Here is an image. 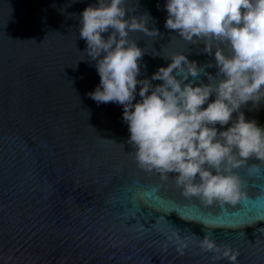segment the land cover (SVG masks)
<instances>
[{
	"label": "water",
	"instance_id": "95a60500",
	"mask_svg": "<svg viewBox=\"0 0 264 264\" xmlns=\"http://www.w3.org/2000/svg\"><path fill=\"white\" fill-rule=\"evenodd\" d=\"M96 3L0 0V264H229L199 247L205 235L237 251L236 264H264V161L234 170L247 204L186 198L171 174L163 180L138 166L123 107L89 97L100 77L79 21ZM165 4L126 0L128 18L159 31L129 34L144 51L138 79L177 54L204 69L187 82L220 79L215 50L227 55V47L166 29ZM240 111L258 123L264 101ZM176 237L187 239L183 255Z\"/></svg>",
	"mask_w": 264,
	"mask_h": 264
},
{
	"label": "clouds",
	"instance_id": "9594fccd",
	"mask_svg": "<svg viewBox=\"0 0 264 264\" xmlns=\"http://www.w3.org/2000/svg\"><path fill=\"white\" fill-rule=\"evenodd\" d=\"M125 5L126 0H97L80 14L79 36L100 77L89 97L97 105L123 107L127 143L141 169L155 171L163 180L171 174L186 198L196 197L206 205L247 204L234 170L251 158L264 161V126L246 120L240 111L249 102L258 107L264 101V0H166V29L190 43L215 40L228 49L227 55L215 50L221 78L209 76L211 82L200 86L187 81L199 77L203 67L183 54L168 58L172 62L150 79H138L144 51L129 41V34L159 31L150 30L143 18H128ZM204 51L213 53L207 44ZM213 95L215 100L209 102ZM176 243L183 255L187 239L176 237ZM199 247L214 259L237 262V251L208 235Z\"/></svg>",
	"mask_w": 264,
	"mask_h": 264
},
{
	"label": "flooded vegetation",
	"instance_id": "af4514ba",
	"mask_svg": "<svg viewBox=\"0 0 264 264\" xmlns=\"http://www.w3.org/2000/svg\"><path fill=\"white\" fill-rule=\"evenodd\" d=\"M260 126H264V111H262L259 115V122L257 123Z\"/></svg>",
	"mask_w": 264,
	"mask_h": 264
}]
</instances>
